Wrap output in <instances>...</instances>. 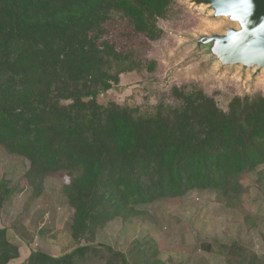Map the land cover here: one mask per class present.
<instances>
[{"label":"trees","instance_id":"16d2710c","mask_svg":"<svg viewBox=\"0 0 264 264\" xmlns=\"http://www.w3.org/2000/svg\"><path fill=\"white\" fill-rule=\"evenodd\" d=\"M173 1L0 0V145L30 161L26 178L36 196L48 176L71 178L65 193L75 240L90 241L116 218L133 221L146 214L142 206L193 190H213L235 207L247 190L243 174L264 164L261 93L235 95L227 110L203 89L178 86V106L161 101L148 111L99 101L123 73L152 72L155 63L142 58L144 45L118 50L104 36L109 20L120 13L124 28L155 41ZM13 192L10 181L0 180V210ZM226 249L241 251L240 264H264L237 242ZM91 250L89 244L59 256L33 250L22 264H78ZM108 250L109 264H127L124 253ZM20 255L0 227V264Z\"/></svg>","mask_w":264,"mask_h":264},{"label":"rangeland","instance_id":"374dc122","mask_svg":"<svg viewBox=\"0 0 264 264\" xmlns=\"http://www.w3.org/2000/svg\"><path fill=\"white\" fill-rule=\"evenodd\" d=\"M113 17L104 36L118 50L144 45L140 47L142 58L146 64L155 63L152 72L143 67L123 73L118 85L99 96L100 102L116 101L148 111L161 101L178 106L182 101L173 93L178 86L187 91L203 89L227 110L235 95H264V66L224 62L214 42L204 41L205 36L240 28L227 15H216L211 4L174 0L168 16L158 21L163 33L155 41L124 28L120 13ZM29 167L27 158L0 145V180L10 181L14 189L0 210V227L8 228L10 239L21 249L20 257L9 264H22L33 250L59 256L79 244H89L92 250L78 264H109L110 246L126 255L127 264H154L156 260L225 264L229 256L232 264H240L241 251L226 249L234 242L264 260V164L243 174L241 181L247 190L235 207H227L213 190H193L142 206L146 214L133 221L116 218L90 241L71 235L74 208L65 193L71 178L63 172L48 176L43 192L36 196L26 178ZM112 263L123 264L121 259Z\"/></svg>","mask_w":264,"mask_h":264},{"label":"water","instance_id":"95a60500","mask_svg":"<svg viewBox=\"0 0 264 264\" xmlns=\"http://www.w3.org/2000/svg\"><path fill=\"white\" fill-rule=\"evenodd\" d=\"M211 4L216 15H227L239 23L227 34L205 36L214 42L216 52L224 62L264 66V0H250L251 8L242 0H201Z\"/></svg>","mask_w":264,"mask_h":264},{"label":"snow or ice","instance_id":"6c2138e0","mask_svg":"<svg viewBox=\"0 0 264 264\" xmlns=\"http://www.w3.org/2000/svg\"><path fill=\"white\" fill-rule=\"evenodd\" d=\"M242 3H244L248 9L251 8V3H250V0H242Z\"/></svg>","mask_w":264,"mask_h":264}]
</instances>
